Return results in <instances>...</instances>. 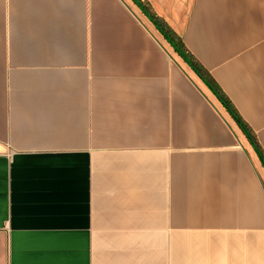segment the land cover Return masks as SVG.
Instances as JSON below:
<instances>
[{
    "label": "crops",
    "instance_id": "obj_1",
    "mask_svg": "<svg viewBox=\"0 0 264 264\" xmlns=\"http://www.w3.org/2000/svg\"><path fill=\"white\" fill-rule=\"evenodd\" d=\"M264 154V0H142ZM0 264H264V168L132 0H0Z\"/></svg>",
    "mask_w": 264,
    "mask_h": 264
},
{
    "label": "trees",
    "instance_id": "obj_2",
    "mask_svg": "<svg viewBox=\"0 0 264 264\" xmlns=\"http://www.w3.org/2000/svg\"><path fill=\"white\" fill-rule=\"evenodd\" d=\"M132 2L146 15L149 21L154 25L156 30L163 36L166 42L172 47L174 52L182 61L194 72V74L202 81L208 90L214 95L217 101L229 114L232 120L236 123L244 137L247 139L251 147L254 149L259 161L264 168V154L253 136L249 127L238 115L230 101L222 93L218 85L211 78L210 74L196 61L194 56L186 48L182 37L177 35L161 18L148 10L141 0H132Z\"/></svg>",
    "mask_w": 264,
    "mask_h": 264
},
{
    "label": "flooded vegetation",
    "instance_id": "obj_3",
    "mask_svg": "<svg viewBox=\"0 0 264 264\" xmlns=\"http://www.w3.org/2000/svg\"><path fill=\"white\" fill-rule=\"evenodd\" d=\"M141 2H142V0H141ZM143 4H144V2H142ZM144 6L148 9V10H150L149 8H148V6H146L145 4H144Z\"/></svg>",
    "mask_w": 264,
    "mask_h": 264
},
{
    "label": "water",
    "instance_id": "obj_4",
    "mask_svg": "<svg viewBox=\"0 0 264 264\" xmlns=\"http://www.w3.org/2000/svg\"><path fill=\"white\" fill-rule=\"evenodd\" d=\"M176 33V32H175ZM177 34V33H176ZM178 35V34H177Z\"/></svg>",
    "mask_w": 264,
    "mask_h": 264
}]
</instances>
